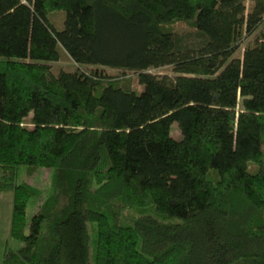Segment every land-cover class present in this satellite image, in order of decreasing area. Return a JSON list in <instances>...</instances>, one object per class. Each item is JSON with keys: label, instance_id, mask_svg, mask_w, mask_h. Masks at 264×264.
Masks as SVG:
<instances>
[{"label": "trees", "instance_id": "1", "mask_svg": "<svg viewBox=\"0 0 264 264\" xmlns=\"http://www.w3.org/2000/svg\"><path fill=\"white\" fill-rule=\"evenodd\" d=\"M250 2L0 0V192L21 244L0 264H264V0ZM62 51L75 69H52ZM21 166L51 171L45 196Z\"/></svg>", "mask_w": 264, "mask_h": 264}, {"label": "rangeland", "instance_id": "2", "mask_svg": "<svg viewBox=\"0 0 264 264\" xmlns=\"http://www.w3.org/2000/svg\"><path fill=\"white\" fill-rule=\"evenodd\" d=\"M250 0H247V7L250 5ZM53 22L56 24L58 28L63 27V19H64V12L63 11H57L56 13H53L49 16ZM171 28L174 31H185L191 29V26L186 22H177ZM253 40V37H249L245 42L244 45L247 43H251ZM242 53V49H238V51L235 53L236 57H239ZM52 69L56 72L60 68H63L65 70H73L77 66L76 64L70 59V57L62 51L61 58L57 62L51 63ZM85 68V67H84ZM109 74L116 75L119 71L111 68H104ZM150 72L154 74H168V75H174L172 73L170 67H162L158 69H153ZM127 77H129L130 80V86L137 90L138 92H141L143 87L140 85L136 78L133 76L134 72L126 71ZM170 135L172 138L178 140L181 138L180 130L177 126L176 122H173L170 125ZM249 169L250 171H253L254 164L249 163ZM50 178H51V171L49 169H33V170H27V167L21 166L18 173V182H25L28 183L34 187L39 188L43 192V196L47 194V191L50 187ZM12 207H13V193L11 191H2L0 192V261L1 256L3 252V248L8 242L9 246L11 248H17L21 244L13 241L10 238V225H11V216H12ZM36 206L34 207H28L27 208V218L33 214V212L36 211Z\"/></svg>", "mask_w": 264, "mask_h": 264}]
</instances>
